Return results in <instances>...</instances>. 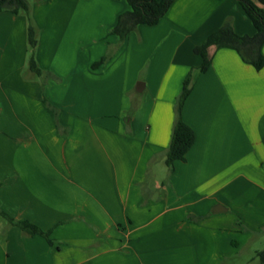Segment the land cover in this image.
<instances>
[{"label":"crops","instance_id":"obj_1","mask_svg":"<svg viewBox=\"0 0 264 264\" xmlns=\"http://www.w3.org/2000/svg\"><path fill=\"white\" fill-rule=\"evenodd\" d=\"M68 9L38 22L40 74L25 69L26 18L0 11V210L48 234L0 215V264H246L264 236V67L212 46L202 71L195 51L227 23L256 33L240 3L174 0L124 40L127 0ZM189 74L196 140L171 169Z\"/></svg>","mask_w":264,"mask_h":264},{"label":"trees","instance_id":"obj_2","mask_svg":"<svg viewBox=\"0 0 264 264\" xmlns=\"http://www.w3.org/2000/svg\"><path fill=\"white\" fill-rule=\"evenodd\" d=\"M242 6L245 14L252 21L256 33L254 35H240L235 32L232 25L225 24L218 30L210 34L206 40L195 47L197 54L203 58L200 69L207 71L211 65V58L208 54L210 47L229 46L236 48L242 57L252 63L258 70L264 67V54L262 46L264 44V0H237ZM174 0H127L129 9L123 12L118 20L117 25L112 30L120 39L124 40L126 35L137 28L140 24L154 25L157 24L168 12ZM29 3L27 0H0V11H10L16 14L25 13L29 16ZM28 39L32 48V54L29 60V70L34 74L42 72L36 60V47L38 44L37 27L29 19ZM191 74L187 76L184 82L183 90L179 96L177 111L178 120L176 122L170 147L167 152L166 163L172 169L176 160H185L186 155L196 140L194 129L181 118V111L184 102L191 92ZM0 215L18 225L24 231L34 235L42 234L48 236L37 225L23 220L15 221L0 210ZM263 256L264 251L258 253Z\"/></svg>","mask_w":264,"mask_h":264},{"label":"rangeland","instance_id":"obj_3","mask_svg":"<svg viewBox=\"0 0 264 264\" xmlns=\"http://www.w3.org/2000/svg\"><path fill=\"white\" fill-rule=\"evenodd\" d=\"M30 7L29 16L25 13H21L29 24V19L33 23L34 26L37 27L38 37H39V29L38 22L43 21H62L68 20V7H73L77 4L79 0H27ZM83 0H80V2ZM97 2V1H96ZM99 3V2H98ZM68 9V10H67ZM64 12V14L62 13ZM99 16L96 13L91 14L90 20L98 21ZM32 54V48L29 44L28 34H27V62H26V71H29V60ZM140 96H145L144 94H140ZM264 250V236L258 237L252 245L245 251V253L240 257L244 259L246 264H260V258L256 257L254 254L255 250Z\"/></svg>","mask_w":264,"mask_h":264}]
</instances>
